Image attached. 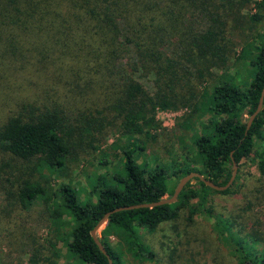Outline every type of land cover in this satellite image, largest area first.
Masks as SVG:
<instances>
[{
	"label": "trees",
	"instance_id": "1",
	"mask_svg": "<svg viewBox=\"0 0 264 264\" xmlns=\"http://www.w3.org/2000/svg\"><path fill=\"white\" fill-rule=\"evenodd\" d=\"M212 1L0 0V110L6 106L0 154L7 156L8 169L12 161L26 166L19 178L8 174L11 195L25 209L37 203L47 208L54 256L63 242L81 264H126L115 237L135 260L155 261L144 232L153 234L187 211L190 221L196 215L213 221L234 264H264V108L249 131L245 119L257 110L264 90V34L251 45L248 88L212 71L228 65L227 19L255 4L258 13L250 21L263 24L264 0H221L216 11L210 10ZM195 11L202 12L201 27L195 26ZM150 76L155 93L138 79ZM44 78L49 87L39 83ZM194 79L204 85L201 91ZM182 107L188 113L178 127L193 133V151L139 165V154L147 149L142 137L155 140L154 132L164 130L157 112ZM114 127H120L119 136L108 150L121 148L115 156L121 165L92 180L94 198L82 200L71 184L52 191L46 176L67 178L73 156L78 149L87 151L85 145L98 154L100 167H110L103 144ZM233 160L257 164L260 175L246 177L253 182L247 191L241 175L223 192L196 179L173 204L114 213L100 237L108 255L93 239L107 213L171 197L172 179L200 173L227 185ZM242 192L247 205L237 213L217 211L210 197Z\"/></svg>",
	"mask_w": 264,
	"mask_h": 264
},
{
	"label": "rangeland",
	"instance_id": "2",
	"mask_svg": "<svg viewBox=\"0 0 264 264\" xmlns=\"http://www.w3.org/2000/svg\"><path fill=\"white\" fill-rule=\"evenodd\" d=\"M220 2L221 0L212 1L213 4L210 10L216 11L215 5ZM219 11L223 12V9H219ZM201 13V11H195L197 18L194 19V23L196 27L204 25L199 16ZM257 13V7L255 4H251L246 5L238 14V17L227 19L224 45L230 49L228 65L225 69L216 68L212 70L219 77L234 79L243 89L248 88L253 79V73L249 65L250 59L253 58L251 45H256L261 40L260 36L264 34V23L255 25L250 21V17ZM240 55L246 56V58L242 59L243 56H241V59H239ZM138 79L149 92L155 93L158 89L153 76L143 79L138 77ZM39 83L43 84L44 87L51 85V81L45 78L40 80ZM192 83L200 91L204 87L203 84L197 86L199 82L196 79ZM32 86L35 90L36 84L32 83ZM43 88L38 87V91ZM5 111L6 106L0 110V123L3 120ZM187 113L188 111L184 107L177 111L159 110L157 112V119L162 123L164 130H160L158 133L154 132L157 136L155 140L142 137L147 149L141 155L139 154V165L146 161L152 162L156 158L168 160L171 155H180L181 152H187L190 149L193 151V133L186 134L178 127V123ZM204 119H207V117ZM245 119L249 121L248 114L245 115ZM119 129L114 127L110 132L109 137H107L108 143L103 144L105 151L117 141ZM84 148L88 152L78 149L77 154L73 156L74 160L70 163L67 178L46 176L44 181L50 185L52 191H57L60 184H71L82 200L94 198L91 195L92 180L98 175L113 172L115 167L118 168L121 165V157L115 158L116 155L120 156L122 154L120 147L111 148L107 151L110 153H108L111 164L109 168L100 167L98 154L91 153L86 145ZM6 158L7 156L0 154V264H34V262L37 264H51L52 262L54 264H81L75 257L70 255L67 246L63 242L58 243L57 246L59 255H53L54 250L49 243L52 223L49 212L41 203L25 209L15 201V197L11 195L12 191L15 193L12 186L13 179L9 181L8 174L12 172L14 173L13 178H19L26 166H23L19 161H12L11 167L8 169L4 167ZM240 175L242 179L240 185H245L243 191H247L253 182L245 181L246 177L260 175L255 161H243L242 165H238L237 176ZM180 181L172 179L170 186L176 190ZM196 183L197 181L192 184ZM245 194L247 193L242 192L239 195L225 196L212 193L210 197L217 211L228 214L229 212H240L246 208L247 198ZM168 197L169 195L165 196V198ZM63 231L68 235L71 227L67 225ZM102 231L103 229L99 231V237H102ZM144 236L156 252L155 261L142 262L135 260L124 249L118 239L111 238L113 245L123 253L122 257L126 264H234L230 250L217 239L213 232V221L202 215H196L194 220L190 221L189 214L185 211L175 223L164 224L153 234L144 232ZM32 259H34L33 262Z\"/></svg>",
	"mask_w": 264,
	"mask_h": 264
},
{
	"label": "water",
	"instance_id": "3",
	"mask_svg": "<svg viewBox=\"0 0 264 264\" xmlns=\"http://www.w3.org/2000/svg\"><path fill=\"white\" fill-rule=\"evenodd\" d=\"M264 108V90L262 92L261 98H260V102H259V106L257 108V110L253 113V115L250 117L248 123H247V131L250 130L251 126L253 125L255 119L258 117V115L263 111ZM237 172H238V163L233 160V173H232V177L230 179V181L227 183V185L225 186H219L216 185L215 183L209 181L208 179H206L203 175H201L200 173H191L187 176H185L184 178L181 179L180 183L178 184L174 194L171 197L168 198H164L163 200L159 201V202H155V203H145V204H140V205H133V206H128V207H122V208H118L113 212H109L107 213L104 218L99 222V224L95 227V229L92 231V237L95 240L96 244L99 246L100 250L105 254L108 255L107 250L105 248V246L103 245L102 241L100 240V237L98 236V233L101 229H105L106 226L109 223V219L110 217L117 212H121V211H127V210H135V209H141V208H155L158 206H163V205H167V204H173L175 203L180 194L182 193V191L184 190V188L186 187V185L188 183H194L196 181V179H199L200 181L204 182L208 187L212 188L213 190L219 191V192H223L228 190L235 182L236 176H237ZM110 264H113V261L110 260Z\"/></svg>",
	"mask_w": 264,
	"mask_h": 264
}]
</instances>
